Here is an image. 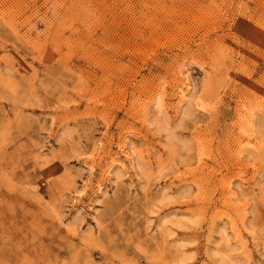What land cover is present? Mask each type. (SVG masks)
Wrapping results in <instances>:
<instances>
[{
    "label": "rangeland",
    "instance_id": "374dc122",
    "mask_svg": "<svg viewBox=\"0 0 264 264\" xmlns=\"http://www.w3.org/2000/svg\"><path fill=\"white\" fill-rule=\"evenodd\" d=\"M0 264H264V0H0Z\"/></svg>",
    "mask_w": 264,
    "mask_h": 264
}]
</instances>
